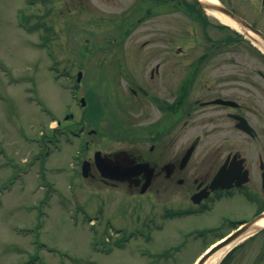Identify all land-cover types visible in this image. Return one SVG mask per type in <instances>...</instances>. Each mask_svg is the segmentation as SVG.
I'll use <instances>...</instances> for the list:
<instances>
[{
    "label": "flooded vegetation",
    "instance_id": "af4514ba",
    "mask_svg": "<svg viewBox=\"0 0 264 264\" xmlns=\"http://www.w3.org/2000/svg\"><path fill=\"white\" fill-rule=\"evenodd\" d=\"M199 2L79 0L74 10L76 0H64L68 13L77 10L78 16L91 17L87 22L94 19V24L104 26L100 34L109 41L106 47L94 43L98 47L87 44L80 50L96 54L94 66L110 71L117 83L109 98L110 88L102 82L111 105L101 99L99 115L108 127L85 122V114L66 127L76 136L100 133L101 140L115 136L121 138L118 142L122 138L129 142L106 150L100 142L94 148L91 140L84 141L75 171L93 182L166 201L178 197L187 204L182 208H193L196 214L239 201L243 215L230 221L228 235L234 224L248 222L246 212L250 219L264 214V0H215L228 12L229 22L207 13ZM60 3L52 0L62 19L66 15H61L65 10ZM155 16L190 19L193 27L188 32L194 41L196 26L208 39L209 29L223 36L205 49L169 48L172 37L166 33H157L159 43H154L152 33L144 39L147 33L136 31ZM69 21H62L67 29ZM180 30L184 35V27ZM139 119L145 122L138 123ZM189 126L198 127L195 135L186 136ZM109 160L120 164L114 171L123 181L105 175L114 173L105 166ZM220 174L236 179L231 185L212 186ZM221 234L225 233L217 236ZM225 258H231L229 264H264V223Z\"/></svg>",
    "mask_w": 264,
    "mask_h": 264
},
{
    "label": "rangeland",
    "instance_id": "374dc122",
    "mask_svg": "<svg viewBox=\"0 0 264 264\" xmlns=\"http://www.w3.org/2000/svg\"><path fill=\"white\" fill-rule=\"evenodd\" d=\"M46 1L0 0V264H192L206 245L218 238V232L226 233L230 221L241 218V203L235 200L205 213L170 218L168 209L187 205L179 202L178 197L166 201L148 193L130 194L123 187L93 182L79 172L73 175L71 166L80 167L81 163L74 156L80 157L81 151H85L87 137L70 133L75 141L69 143L62 130L79 122L83 112L98 110V100L106 99L102 82L113 90L117 83L110 71L94 66L96 54L84 55L85 60L79 52L87 44L106 47L109 42L100 34L104 26L94 24V19L87 22L91 19L88 15L75 14L79 0L71 5L74 10L70 13L68 8L64 9V0H59L65 10L61 15H66L62 19L59 10L52 8V0ZM51 4L49 19L42 21L53 25V30L19 26L22 12L33 22V15L43 14L47 10L43 7ZM64 18L70 20L69 29L62 23ZM189 21L186 17L155 16L136 31L147 33L144 39L152 33L154 43H159L157 33H166L172 37L168 39L169 48L199 50L223 36L222 32L209 29L208 39L203 29L196 26L194 41L188 32L193 27ZM44 34L53 39L45 41ZM141 42L135 41L139 45ZM79 65L84 66L83 78L73 93ZM92 89L98 99L90 92ZM75 93L85 98V110ZM114 95L115 91H109L107 97ZM107 102L110 106L111 101ZM69 112L75 115L64 118ZM53 114L62 120L60 126ZM55 126L62 137L60 150L49 142ZM102 126L108 127V122ZM197 129L189 126L184 132L193 136ZM101 137L92 134L90 139L95 141L91 147L102 145L111 150L129 143L126 138L118 142L121 138L106 136L103 140L108 141L104 142ZM15 170L26 173L12 182ZM245 214L250 219V211ZM143 229L146 236L141 234ZM126 235L132 237L124 246H118ZM229 263L231 258L223 262Z\"/></svg>",
    "mask_w": 264,
    "mask_h": 264
},
{
    "label": "water",
    "instance_id": "95a60500",
    "mask_svg": "<svg viewBox=\"0 0 264 264\" xmlns=\"http://www.w3.org/2000/svg\"><path fill=\"white\" fill-rule=\"evenodd\" d=\"M200 3H202V5L204 7H207V8H210V9L211 8H216V9H219V10L223 11L224 13H228L225 8H223L220 5H217V3L216 4L211 3V2H206L205 3V1H201ZM235 179H236L235 176L228 177V176H224L223 174H220V175H218L216 177V180H214V185L215 184L216 185H230ZM240 180L241 179H238L237 180V183ZM263 216H264V214H260V215L256 216L252 220L248 221V223H246L244 226H242L241 228H239L238 230H236L235 232H233L225 240H223L222 242L218 243L215 246H212V248L209 251H207L205 254H203V256L201 258L198 259V262L196 264H204L205 260L212 253H214L216 250H218V248L220 249L221 247H224V246H228L230 244H233V243L239 241L240 239H242L243 237H245L248 233H251V232L256 231V229L258 228V226H255L256 225V222L260 218H262Z\"/></svg>",
    "mask_w": 264,
    "mask_h": 264
},
{
    "label": "bare ground",
    "instance_id": "6f19581e",
    "mask_svg": "<svg viewBox=\"0 0 264 264\" xmlns=\"http://www.w3.org/2000/svg\"><path fill=\"white\" fill-rule=\"evenodd\" d=\"M203 1H214V0H203ZM212 14H214L215 16H217L219 18V20L223 21V22H229V18L225 17L223 14L218 13V12H210ZM264 219V218H263ZM264 220H260L257 225L263 224ZM229 246H225L222 248H218V250H216L214 253H212L204 262V264H218L219 260L221 259V257L224 256V254L228 251Z\"/></svg>",
    "mask_w": 264,
    "mask_h": 264
}]
</instances>
